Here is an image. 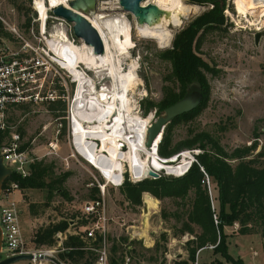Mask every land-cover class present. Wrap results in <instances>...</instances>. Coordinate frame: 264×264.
Masks as SVG:
<instances>
[{"label":"rangeland","instance_id":"374dc122","mask_svg":"<svg viewBox=\"0 0 264 264\" xmlns=\"http://www.w3.org/2000/svg\"><path fill=\"white\" fill-rule=\"evenodd\" d=\"M144 1L149 3L154 0ZM34 2L35 0H0L1 45L5 41L11 51L21 55L23 44L36 45L40 42V29L47 37L63 31L75 44L82 43L80 38L73 35V24L55 16L52 10L48 12L47 18L39 19ZM118 2L119 0H97L95 9L87 15L91 16L95 12L105 16L103 20L117 18L123 25L128 24L133 46L129 49L128 56L120 55V69L126 71L131 63L135 64L134 71L138 79L135 80L133 91L129 92V98H132L130 101L134 102L136 112L144 117L151 115L153 121L158 114L157 103L162 99L163 90L165 86L171 85V81L167 79L171 66L161 58V52L171 47L178 31L210 9L211 5L195 4L197 7L184 18L180 27H169L170 30L173 29L170 45L160 47L156 40L137 33L134 14L119 7ZM183 2L194 5L186 0ZM241 2L242 0H225L223 23L204 33L200 40L196 54L210 68L204 71L208 95L192 120L174 124L173 143L185 139L191 133L206 131L217 138L227 153L254 146L249 149L248 158L257 156L258 160L264 162V16L246 12ZM257 33L259 38L256 41ZM80 68L86 72V78L94 83L97 91L110 85V77L100 79L94 70L86 69L83 65ZM58 72L64 80L59 74L54 76L49 73L44 90L50 89L59 96L65 93L67 99L22 103L11 107L7 116L11 130L19 133L21 145L34 157V161L51 164L56 175L66 173L65 180L60 185L64 194L55 193L48 198V192L43 189H26L15 193V200L22 210L19 215L20 228L28 248L50 251L59 261L58 248L65 239V234H77L85 230L87 220L80 209L84 202L92 199L90 194L94 192V187H98V183H104V179L74 149L68 118L76 83L70 81L66 71ZM71 120L70 118V124ZM50 142L57 143L55 153L51 155L47 154ZM124 150H127V145ZM239 161V158L228 159L232 166ZM126 173L129 177V172ZM209 185L212 195L210 202H214L217 212V190L210 176ZM206 189L208 191L207 187ZM145 193L151 195L149 192L142 193L141 204L134 205L126 200L120 186H106L104 202L108 217L105 245L107 252L114 241L119 245L131 242L129 247H134L135 252L129 253L124 264H179L187 261V241L194 238L189 233H180L181 223L173 217L175 211L183 213L187 206L177 207L174 200H160L153 195L151 196L157 203L149 206L144 199ZM181 203H187V199L179 200V204ZM30 204L36 208L37 213L34 215L29 211ZM163 214L167 216L164 217ZM63 218L70 220V228L60 238L55 234V245L38 247L34 244L33 237L37 229L49 223H57ZM224 229L228 252L233 258H240L244 264H264V242L259 232L238 233L237 222ZM83 241L91 248V239L83 237ZM95 252L98 254L97 250ZM216 258L221 259L220 255L212 254V249L208 247L199 255L196 254L194 264H217ZM221 261L220 264H234L223 259ZM37 264L54 263L42 261Z\"/></svg>","mask_w":264,"mask_h":264},{"label":"trees","instance_id":"16d2710c","mask_svg":"<svg viewBox=\"0 0 264 264\" xmlns=\"http://www.w3.org/2000/svg\"><path fill=\"white\" fill-rule=\"evenodd\" d=\"M186 1L193 4H210L211 8L178 31L172 40L171 47L162 50L161 58L168 61L171 66V72L167 78L171 81V85L165 86L162 99L157 103V113L159 114L165 107L184 97L192 88H198L201 91L202 101L195 109L178 115L166 124L157 145V152L163 158H168L186 148H199L202 152L195 155L197 162H193L181 176L164 175L132 182L125 175L120 188L126 200L134 205H140L142 193L149 192L160 200L165 198L174 200L177 207L187 206L183 209V213L175 211L173 214L176 221L181 223L179 232L189 233L194 238L187 241V261L179 264H194L196 254L199 255L209 246H212V254H218L221 257V259L216 258L217 264H220L222 259L234 264H244L240 258L235 259L229 254L224 228L233 226L237 222L238 233L259 232L264 242V162L258 160L257 156L248 158V151L254 146L227 153L220 146L217 138L206 131L191 133L185 139L173 143L174 124L192 120L208 95L204 71L210 68L196 54V49L204 33L212 28H218L224 21L225 0ZM150 106L152 107V104ZM3 136L4 133L0 132V143ZM22 148H24L23 145ZM245 156L246 159H243ZM230 158H239L240 161L232 166L228 163ZM199 166H202L215 182L217 212L214 202H210L212 195L202 182L204 175ZM65 177L66 173L56 175L51 164L34 161L30 164L28 176L20 177L12 173L9 179L19 184L21 192L26 189H43L48 192L49 198L55 193L64 194L60 185ZM93 191L90 194L92 199L99 196L98 187H94ZM186 199L187 203L179 204V200ZM29 211L33 215L37 213L33 204H30ZM214 215L217 223L214 221ZM163 216L167 215L163 214ZM69 221L63 218L57 223H49L37 229L33 237L34 244L38 247L55 245L57 241L55 234L65 233L70 227ZM82 235L83 231L77 234H66L58 248L57 257L60 261L67 264H94L98 255L95 250L101 246L100 238H88L92 240L90 248L85 245ZM130 245L131 242L119 245L114 241L108 251L107 264H124L129 253L135 252V248L129 247Z\"/></svg>","mask_w":264,"mask_h":264},{"label":"bare ground","instance_id":"6f19581e","mask_svg":"<svg viewBox=\"0 0 264 264\" xmlns=\"http://www.w3.org/2000/svg\"><path fill=\"white\" fill-rule=\"evenodd\" d=\"M68 1L35 0L34 8L42 20L56 6H68ZM149 3L155 7L145 14L134 15L136 29L140 36L156 40L160 47L170 45L172 30L180 27L184 18L197 7L195 4H186L183 0H154ZM241 4L246 12L264 16V0H242ZM148 5L147 1L141 2V7ZM86 17L102 39L103 53L95 54L92 47L83 41L80 45L75 44L63 31L47 39L50 49L55 53L56 63L76 83L70 117L74 149L89 163L98 167L108 180L110 177L106 170L114 169L112 173L120 176L124 170V162L135 180L145 177L150 168L156 172L181 174L191 163V154L185 151L177 158L165 159L159 156L155 145L145 146L146 130L152 117H144L136 112L135 104L129 98V92L133 91L135 80L138 79L134 71L135 64L131 63L126 71L120 69V55L128 56L129 49L133 46L128 24L123 25L117 18L103 20L105 16L95 12ZM169 27L173 29L170 30ZM80 65L94 70L97 78L110 77V85L97 91ZM94 139L101 141L100 151H106V154L97 150ZM122 143L127 145V150L120 148ZM102 158L109 161L110 165H104L100 161ZM113 181L117 183L118 180L114 178ZM144 199L149 206L157 203L148 193H145Z\"/></svg>","mask_w":264,"mask_h":264},{"label":"built area","instance_id":"2783aa9c","mask_svg":"<svg viewBox=\"0 0 264 264\" xmlns=\"http://www.w3.org/2000/svg\"><path fill=\"white\" fill-rule=\"evenodd\" d=\"M43 32L44 31H41L40 29L41 40L40 38H38L40 42L42 41V45H40V42L36 45L25 43L22 45V48L20 50L21 55H19L18 52L11 51L10 47L7 43H5V41L4 44H0V132L4 133V136L0 143V155L2 157L3 163L11 169V173L4 178L0 188V229L2 237L0 248L1 259L18 254L32 253L34 256H36L39 253L49 252L45 250L29 249L22 236L19 223V215L22 213V210L20 209L18 202L15 200V193H21V190L19 188V184L9 179V177L12 173H15L20 177L28 176L30 173V164L34 162L35 159L28 153V150L26 148H22L21 137L18 132L11 130L12 126L9 124L7 116L9 109L15 105L26 102H38L44 100L54 101L56 99L64 100L68 98V96H65V93L63 94V96H59L54 94V91H51L50 89L44 90L46 78L49 73H53L55 76V74H59L58 70H66L62 68L58 63H56L54 58L55 53L50 49L48 45L47 39H51L53 38V36L47 37V35H44ZM71 41H73V39ZM59 76L61 75L59 74ZM62 79L64 80L63 77ZM70 81H72L71 76ZM73 99L74 96L72 100ZM70 116L68 118V123L73 141L74 135L70 124ZM94 141L98 146L97 150L106 154V151H100L101 141L99 139H94ZM56 146L57 143L50 142V149L47 154H54ZM120 148H126V144L122 143ZM185 151L191 154L192 158L191 163L187 166V168L181 174L177 175L166 173L162 174L158 172V178L165 174L166 176H181L189 169L193 162H197L195 155L200 153V149L198 148L186 149L184 151L182 150L170 156L169 159H172L174 157L177 158L178 156H181ZM81 157L86 162H88L83 156ZM100 161H102L104 165H110V162L105 158H102ZM89 164L100 173V175L104 179V183H98L99 196L97 198L84 202L82 208L80 209L81 214L87 220V226L85 227L82 236L86 239H96L97 237L100 238L102 246L96 249L98 255L97 260L94 264H107L108 252L105 245L106 222L108 220V217L106 216V205L104 202L106 186L108 184L112 186H121L125 180V175H127L126 172H129V177L127 175V179L132 182L150 177L146 175L141 179L135 180L130 173L126 163L124 162V170L122 171V173H120V176L118 174L115 175L112 173L114 169H112L111 171L106 170L109 173L110 177V180H108V177L105 176L98 167H95L91 163ZM199 167L204 175L202 182L206 185V187L208 188V192L211 195L209 176L204 171L202 166ZM114 178L118 180L117 183L113 181ZM213 218L215 223H217L215 215L213 216ZM56 236L58 238L62 237V232H57ZM209 247L211 248L212 246ZM28 262L31 264H37V262L41 263L42 261L38 258H33L26 261H17L13 264H27Z\"/></svg>","mask_w":264,"mask_h":264},{"label":"water","instance_id":"95a60500","mask_svg":"<svg viewBox=\"0 0 264 264\" xmlns=\"http://www.w3.org/2000/svg\"><path fill=\"white\" fill-rule=\"evenodd\" d=\"M142 1L144 0H119V4L124 10L134 14L135 16H139L147 13L150 8L155 7L151 3H148L149 5L146 7H141ZM96 3L97 0H69L68 6L58 5L52 9V13L57 17L63 18L67 22H71L73 24V35L76 38H80L85 44L90 45L95 54H100L104 52L102 39L98 31L86 17L87 14L95 9ZM255 38L257 41L259 38L258 33L255 35ZM201 101V91L198 88H192L184 97L165 107L161 113L157 114L154 120L151 121L147 127L145 146L152 147L155 145V150L157 151V142L160 141L166 124L178 115L195 109ZM165 159H169V157ZM10 173L11 169L3 163L0 155V188L4 178ZM147 175L150 178H158L159 176L158 172L151 168L148 170ZM1 238L0 229V248ZM33 258H38L41 261H51L54 264H61V262H59L50 253H39L36 256L32 253L18 254L3 259L0 258V264H13L17 261H26Z\"/></svg>","mask_w":264,"mask_h":264},{"label":"crops","instance_id":"0c3cea01","mask_svg":"<svg viewBox=\"0 0 264 264\" xmlns=\"http://www.w3.org/2000/svg\"><path fill=\"white\" fill-rule=\"evenodd\" d=\"M70 228V227H69ZM264 259V258H263ZM60 261V260H59Z\"/></svg>","mask_w":264,"mask_h":264}]
</instances>
